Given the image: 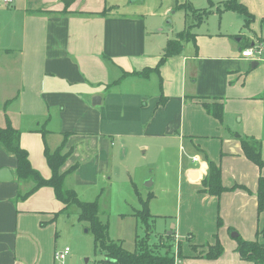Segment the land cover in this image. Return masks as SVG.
Masks as SVG:
<instances>
[{"label": "crops", "instance_id": "0c3cea01", "mask_svg": "<svg viewBox=\"0 0 264 264\" xmlns=\"http://www.w3.org/2000/svg\"><path fill=\"white\" fill-rule=\"evenodd\" d=\"M114 1L17 0L24 2L21 10L7 13L19 14L18 26L12 24L11 32L0 38V128L8 121L20 133V147L45 180L51 177L45 147L54 151L68 135L65 151L72 153L61 172L76 165L72 179L74 184L82 179L84 185H95L116 146L123 152L138 139L180 143L197 161L177 169V202L183 199L185 205L188 199L193 209L187 221L179 216L176 226L178 235L192 232V243L183 244L173 230L172 240L180 244L179 264H252L239 258L231 234L264 244L256 236L264 230V211L258 212L256 196L264 167L245 158L233 134L260 142L264 160V44L263 59L241 56L264 40V5L259 35L244 27L241 16L222 11L236 16L241 26L237 33L209 39L195 33L193 58L182 52L155 72L166 43L177 34L162 37L160 19ZM238 2L254 19L249 7ZM105 9L111 11L99 15ZM149 69L147 77L139 75ZM150 75H156L157 86L148 87ZM161 96L164 105L159 104ZM214 102L223 105L222 122L202 106ZM204 155L219 166L222 186L235 189L219 196L203 192L208 169ZM16 167V159L0 147V169L14 177L0 183V264H52L56 248L43 221L63 214V205L48 187L19 200L18 194L26 193L32 182H18ZM73 180L67 187L75 191ZM217 240L222 255L203 259Z\"/></svg>", "mask_w": 264, "mask_h": 264}, {"label": "rangeland", "instance_id": "374dc122", "mask_svg": "<svg viewBox=\"0 0 264 264\" xmlns=\"http://www.w3.org/2000/svg\"><path fill=\"white\" fill-rule=\"evenodd\" d=\"M210 1L213 4L211 12L216 13V9L221 8L218 6L219 2L225 0ZM239 1L245 3L254 14L253 23L249 27L251 33L259 35L262 32L260 12H262L264 0ZM114 2H120L121 7H125L124 9L145 12L149 19H160L163 31L160 35L168 39L181 33L185 26L195 25L196 18L185 20L184 13L178 9L179 5L188 3L197 10L207 9L209 6L208 0H141L140 2L135 0L132 5L129 4V0L126 3H121L120 0ZM22 4L24 2L18 3L14 0L10 5H5L0 0V38L11 32L12 24L13 27L18 26L19 14L7 12L20 11ZM116 6H119L118 9L121 11L120 5ZM240 27L233 13L227 12L222 15L210 13L193 32L199 35L198 38L209 39V36L224 32L237 33ZM258 43L260 46H256L255 49L261 48L263 52L264 40ZM195 54L196 48L193 42L187 43L183 56L193 58ZM258 58L263 59L261 55ZM150 78L152 82L148 87L150 88L153 83L157 86L156 75H150ZM147 92L153 93L152 89H148ZM123 140L127 142L126 138ZM125 148L126 151L122 152L120 145L116 146L112 157L107 161V170L95 178L93 183L95 185H84L82 179L74 184L72 179L74 176H70L67 178L66 186L71 187L70 182L73 180L77 198L84 203L94 202L103 190V195L99 199L98 216L100 221L107 226L109 240L119 242L125 250L133 252L135 240L148 235L154 252L163 255L164 248H166L169 255L178 258L180 244L172 240L175 233L168 240L166 237L169 236L172 228L175 232L178 231L176 226L179 216L187 221L189 212L192 213L193 210H190L188 199L185 205L183 199L180 205L177 202V169L182 167L186 161H191L192 155L188 154L183 145L169 138L148 139L145 142L138 139L129 145L126 144ZM143 204L147 206L151 217L147 221L137 217L138 212L142 214L144 211ZM54 218L53 221L51 218V221L44 220L43 223L50 226L52 244L56 252L68 248L69 255L61 263L55 262L53 258L52 264H101V260L106 262V259L94 249V238L88 230V224L78 220L77 208L70 207L68 212L57 213ZM185 221L183 227L188 225ZM189 232L181 235L177 232V239L183 244L192 243V239L188 237V234L192 235V232ZM260 238L264 240V231L260 233Z\"/></svg>", "mask_w": 264, "mask_h": 264}, {"label": "trees", "instance_id": "16d2710c", "mask_svg": "<svg viewBox=\"0 0 264 264\" xmlns=\"http://www.w3.org/2000/svg\"><path fill=\"white\" fill-rule=\"evenodd\" d=\"M208 5V8L203 10H197L188 3L178 6V9L184 13L185 20L187 18H196L195 25L185 26L181 33H178L175 38L166 43L162 56L156 67L153 69L155 72H158L159 68L167 59L180 56L183 52L184 46L188 42H193L195 44L196 35L193 30L202 23V20L205 19L206 16H209L210 13L212 14L211 10L213 9V4L210 0H208ZM108 10L111 11V9H105L99 15H107V13H109ZM222 11H230L241 16L245 28H248L253 22L252 15L243 4L238 2V0H225L222 3L221 8L216 9V13L219 14ZM262 23L264 24V17ZM149 72H151V69L143 70L139 75L147 77ZM134 74L137 75L138 73ZM165 102L166 99L161 96L159 104L164 105ZM202 106L206 113L215 120L219 122L223 121L224 113L223 105L221 103H202ZM67 137L68 135L65 134L63 144L54 151H50L45 147L44 156L47 166L51 171V177L48 180H45L38 172L32 169L27 152L20 147V133L13 129L8 121H6V126L4 128H0V147L7 154L12 155L17 162L15 179L18 182L27 180L32 182V187L24 194L19 193L17 198L19 200H24L40 188H51L57 201L63 205L61 213L68 212L70 207L77 208L78 220L87 223L88 230L93 235L95 251L100 253V255L106 260H109L110 263L108 264H175V257L169 255L166 248H164L165 251L163 255L154 252L150 246L148 235L142 239L135 240V249L133 252L125 250L119 242L115 243L108 239L107 226L100 221L98 216L100 210L99 199L103 195V190L94 202L84 203L77 198V194L73 189L66 186L67 178L72 176L77 170V166L75 165L65 172H61V168L72 153L71 150L65 151V140ZM233 137L239 141L245 158L258 168H263L264 160L261 157L260 142L241 137L237 133H234ZM204 160L208 169L206 176L201 182L203 192L209 196H219L227 190H233L236 188L232 187L231 189H226L223 187L219 166L210 161L206 155H204ZM256 196L257 210L261 213L264 211V177L258 179ZM143 208L144 211L142 214L138 212L137 217L143 218L144 221H147L151 217L148 214L147 206L145 204H143ZM261 232L256 234L257 238ZM146 234H148V232H146ZM170 238L171 237L169 236L166 237L167 240ZM235 240L237 242L236 252L241 260L251 262L252 264H264V244L259 242L258 239L255 241H246L237 236ZM222 253L223 248L217 240L213 246L208 247L207 253L204 254L203 259L215 260L219 258ZM100 263L103 264L102 261H100Z\"/></svg>", "mask_w": 264, "mask_h": 264}, {"label": "built area", "instance_id": "2783aa9c", "mask_svg": "<svg viewBox=\"0 0 264 264\" xmlns=\"http://www.w3.org/2000/svg\"><path fill=\"white\" fill-rule=\"evenodd\" d=\"M13 2H14V0H2V3L5 5H10ZM257 46H260V45H257ZM254 49H255V47L242 51L241 56L243 58H249V59H252L255 61H259L260 59L258 58V56H260L262 54V49L261 48H259L257 50L256 49L254 50ZM192 161L196 162L197 159L194 157V158H192ZM68 255H69V249L65 248L62 251L55 252L53 258H54L55 262L61 263L63 260H65V258ZM175 264H179L177 257L175 258Z\"/></svg>", "mask_w": 264, "mask_h": 264}, {"label": "water", "instance_id": "95a60500", "mask_svg": "<svg viewBox=\"0 0 264 264\" xmlns=\"http://www.w3.org/2000/svg\"><path fill=\"white\" fill-rule=\"evenodd\" d=\"M135 2V0H131L130 3ZM99 99H94V101L92 102L93 105H95V101H98ZM14 179V177L12 176V174L10 173L9 170L7 169H0V183H9L12 182ZM150 184V183H149ZM173 234V228L170 230L169 235L171 236ZM231 237H237L236 233H232ZM106 262L110 263L109 260H106Z\"/></svg>", "mask_w": 264, "mask_h": 264}]
</instances>
